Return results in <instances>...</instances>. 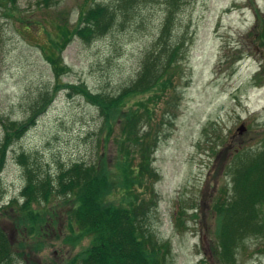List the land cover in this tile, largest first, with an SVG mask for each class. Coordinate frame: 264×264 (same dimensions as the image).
<instances>
[{"label":"rangeland","instance_id":"rangeland-1","mask_svg":"<svg viewBox=\"0 0 264 264\" xmlns=\"http://www.w3.org/2000/svg\"><path fill=\"white\" fill-rule=\"evenodd\" d=\"M42 1L15 0L10 15L0 5V141L10 134L0 168V224L15 263L66 264L88 244L89 237L64 240L70 201L58 193L30 204H44L51 214L35 232L15 216L25 167L33 179L53 181L74 162L95 161L102 147L117 155L118 118L101 130L98 104L77 89L81 83L94 95L117 98L112 113L151 116L154 128L146 140L154 174L131 190L114 189L109 200L125 206L124 195H147L142 183L152 188L156 204L146 224L168 243L162 264H264V230L252 223L241 229L249 215L264 224V186L254 188L255 194L248 183L260 174V166L248 165V155L264 146V0ZM95 2L111 6L113 21L83 40L73 29L79 10ZM166 12L164 43L173 47L161 54L171 59L163 74L167 83L123 90L136 77ZM61 28L69 35L59 34ZM44 48L60 53L59 67L53 70ZM246 167L254 173L234 188V172Z\"/></svg>","mask_w":264,"mask_h":264},{"label":"trees","instance_id":"trees-1","mask_svg":"<svg viewBox=\"0 0 264 264\" xmlns=\"http://www.w3.org/2000/svg\"><path fill=\"white\" fill-rule=\"evenodd\" d=\"M42 2L48 3L47 0ZM175 2L176 0H171L170 4ZM0 5L6 7L10 15L15 8V0H0ZM112 10L107 3L95 2L82 7L73 29L74 34L83 40L101 34L113 21L114 11ZM168 13L166 12L151 47L144 52L136 77L123 90L145 91L152 86H164L167 83V78L163 77V74L166 67L171 64V59L165 55L170 54L173 49V47H166L167 44L164 43L168 30ZM68 32V30L62 31V28L59 30V34L62 35H69ZM70 38L64 39L63 42ZM62 44L64 43H60V48ZM54 47L53 44L50 45V48ZM43 51L53 70L59 67L56 60H59L60 53L53 55L45 48ZM162 52L165 55H161ZM260 68L262 72L264 67L260 66ZM77 89L98 104L103 120L101 130H104V127L106 130L110 129V120L118 118L119 132H116V142H114L117 155H108L102 147L95 161L74 162L60 170L53 181L44 175L33 179L29 168L25 167L27 180L20 191L23 200L18 205L16 222L17 224L26 223L28 227L24 226V228L27 227V232H35L37 230L35 226L45 222L51 214L48 213L49 208L44 204L36 208L30 207V204L45 203L52 194L58 193L70 201L66 212L64 240L78 242L83 237H89L88 244L67 260L66 264H162L166 257L168 243L157 239L146 224L147 213L150 207L156 204V196L152 193V188L142 183L148 191L147 195H134V193L124 195L127 200L125 206L121 202L115 203L109 200L114 189L131 190L132 185L140 183V178L144 175L150 177L154 174L150 164L152 145L146 140L149 137L148 133L154 128L148 124L151 116L148 112L134 114L122 111L120 115L112 113L117 109V98H108L102 94L94 95L81 83ZM31 110L34 111L33 108ZM33 114L34 112L31 117ZM141 119L146 121L147 129L144 131L141 129L145 124L138 123ZM15 128L13 126V129ZM9 137L10 134L7 132L0 141V168L4 162L6 147L9 145ZM101 144H106L103 138ZM248 157V165L254 162L260 166V174L250 178L249 174H253L254 170H249L247 167L239 175L238 171L234 172V175L236 174L234 188L238 186L237 183L244 184L250 178L248 183L253 191L254 188L264 186V146L256 154L250 153ZM135 161L137 162L132 164ZM261 191H264L263 187L260 188L259 192ZM249 198L252 201L250 194ZM13 200L15 201V198ZM228 205L231 204L228 203ZM250 223L255 230H264V224L252 221L250 215L245 218L241 229H247ZM234 226L235 229L238 227V225ZM11 245L7 233L0 224V264H16ZM32 247L38 249L40 245L35 243ZM225 251L224 246L223 252Z\"/></svg>","mask_w":264,"mask_h":264},{"label":"water","instance_id":"water-1","mask_svg":"<svg viewBox=\"0 0 264 264\" xmlns=\"http://www.w3.org/2000/svg\"><path fill=\"white\" fill-rule=\"evenodd\" d=\"M244 128V125L241 123L239 124L236 129L238 130V132H240L242 129Z\"/></svg>","mask_w":264,"mask_h":264}]
</instances>
